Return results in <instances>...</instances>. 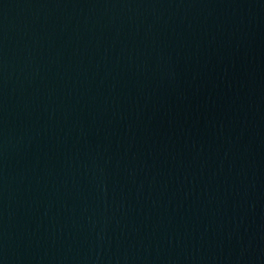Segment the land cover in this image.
Masks as SVG:
<instances>
[{
  "label": "water",
  "instance_id": "95a60500",
  "mask_svg": "<svg viewBox=\"0 0 264 264\" xmlns=\"http://www.w3.org/2000/svg\"><path fill=\"white\" fill-rule=\"evenodd\" d=\"M0 264H264V0H0Z\"/></svg>",
  "mask_w": 264,
  "mask_h": 264
}]
</instances>
